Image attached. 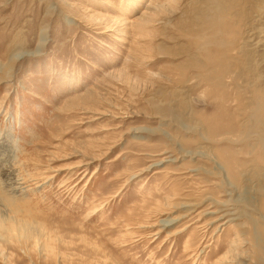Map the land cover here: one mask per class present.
<instances>
[{"label": "rangeland", "instance_id": "obj_1", "mask_svg": "<svg viewBox=\"0 0 264 264\" xmlns=\"http://www.w3.org/2000/svg\"><path fill=\"white\" fill-rule=\"evenodd\" d=\"M263 33L264 0H0V65L41 46L0 66V264H264Z\"/></svg>", "mask_w": 264, "mask_h": 264}, {"label": "bare ground", "instance_id": "obj_2", "mask_svg": "<svg viewBox=\"0 0 264 264\" xmlns=\"http://www.w3.org/2000/svg\"><path fill=\"white\" fill-rule=\"evenodd\" d=\"M261 30V29H260ZM259 33V32H258ZM255 34V33H254ZM252 35H253V33H252ZM263 35H264V33H263ZM251 36V35H250ZM255 37V36H254ZM258 37V36H257ZM251 38V37H250ZM260 38V37H259ZM255 40V39H254ZM260 40H263V39H260ZM264 41V40H263ZM261 44V43H260ZM264 44V43H263ZM258 45V44H257ZM40 48H41V46L40 47H37V50L36 51H32V52H27V51H20V52H14L13 53V55H11V56H9V58H8V60L6 61V63H3L2 65H0L1 66V68L2 67H7V65H10L11 63H10V61H12V59H14V58H16V59H18V58H20V57H22V56H24V54L26 55V54H35V53H38L39 51H40ZM261 49V48H260ZM257 51V50H256ZM258 52V51H257ZM260 52V51H259ZM261 53V52H260ZM264 54V53H263ZM256 55H258V54H256ZM264 57V56H263ZM259 58H261V57H259ZM263 60V59H262ZM261 61V60H260ZM10 63V64H9ZM264 63V62H263ZM10 69H11V67H10ZM10 69H8V70H10ZM202 153L203 151H200V150H193V151H190L189 153L191 154V155H194V154H198V153ZM202 155H204L203 153H202ZM215 162V161H214ZM5 173V172H4ZM9 175V174H8ZM8 198V197H7ZM8 205V204H7ZM10 207L11 208H17V207H15V206H11L10 205ZM168 223V222H167ZM212 223V222H211ZM170 228V227H169Z\"/></svg>", "mask_w": 264, "mask_h": 264}, {"label": "clouds", "instance_id": "obj_3", "mask_svg": "<svg viewBox=\"0 0 264 264\" xmlns=\"http://www.w3.org/2000/svg\"><path fill=\"white\" fill-rule=\"evenodd\" d=\"M0 185H3V181L2 180H0ZM3 195H4L3 191H0V198H2Z\"/></svg>", "mask_w": 264, "mask_h": 264}]
</instances>
